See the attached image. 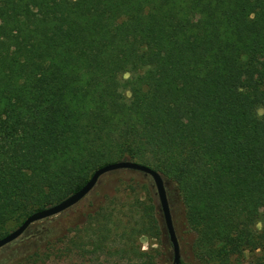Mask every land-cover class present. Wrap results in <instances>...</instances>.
<instances>
[{"label":"trees","instance_id":"obj_1","mask_svg":"<svg viewBox=\"0 0 264 264\" xmlns=\"http://www.w3.org/2000/svg\"><path fill=\"white\" fill-rule=\"evenodd\" d=\"M261 107L264 0H0V237L132 160L161 174L179 246L193 232L197 258L242 264L264 249ZM109 175L0 264H172L151 177Z\"/></svg>","mask_w":264,"mask_h":264},{"label":"water","instance_id":"obj_2","mask_svg":"<svg viewBox=\"0 0 264 264\" xmlns=\"http://www.w3.org/2000/svg\"><path fill=\"white\" fill-rule=\"evenodd\" d=\"M118 169L137 170L145 174H148L152 178L156 189L157 197L160 203L161 211L163 214L165 226L167 228L169 239L172 244V250H173L172 264H180L181 262L180 246L172 220V215L170 211L164 180L161 174L157 170L153 169L150 166L132 160H118L97 167L93 171L90 178L86 181V183L78 190L74 191L65 198L61 199L59 202H56L42 209L33 211L28 216H26L16 228L10 230L4 236L0 237V248L19 238L34 222L55 216L67 210L68 208L72 207L76 203H78L94 188L100 176H102L107 172H111Z\"/></svg>","mask_w":264,"mask_h":264},{"label":"rangeland","instance_id":"obj_3","mask_svg":"<svg viewBox=\"0 0 264 264\" xmlns=\"http://www.w3.org/2000/svg\"><path fill=\"white\" fill-rule=\"evenodd\" d=\"M127 75H128L127 73L122 74L121 78H126ZM124 94H125V97L128 98L129 95H130V92L128 90H125ZM260 109L264 110V107H261ZM109 173L110 172H107V173L103 174L102 176H100V178L98 179V181H97L96 185L94 186V188L84 198H82L78 203H76L75 205L72 206V207H75L76 211H78L79 208H81L83 206V204L85 203V201L87 200V198L89 197V195L93 191L98 192L99 189H102L105 186V183L107 181H109V179H108L110 177ZM146 181H147L148 186H152L155 189V186H154L152 178L150 180L147 179ZM109 188H107V190ZM155 191H156V189H155ZM262 208H263V204L259 203L258 206H257V209L259 211H261ZM21 221L22 220H19L17 222L12 223L8 227L7 231L9 232L10 230L16 228L20 224ZM34 223H36V222H34ZM260 227H261L260 224H257L255 226V228L257 230H259ZM179 234H180V237H181V245H180V247L183 250V258H184V260L187 263H189V264H209L208 262L197 258L195 253L192 250V245L194 243L195 234H193V232L192 233L190 232L188 234H183L182 231L180 233V230H179ZM138 242H139L141 248L146 250V249H148L150 247V243L152 242V240L150 238L146 237V236H141L139 238ZM241 262H242V264H264V249H261V248H259V249H248L242 255Z\"/></svg>","mask_w":264,"mask_h":264},{"label":"clouds","instance_id":"obj_4","mask_svg":"<svg viewBox=\"0 0 264 264\" xmlns=\"http://www.w3.org/2000/svg\"><path fill=\"white\" fill-rule=\"evenodd\" d=\"M257 115L258 116H264V110L258 109Z\"/></svg>","mask_w":264,"mask_h":264}]
</instances>
